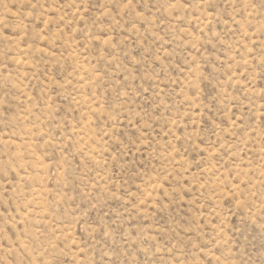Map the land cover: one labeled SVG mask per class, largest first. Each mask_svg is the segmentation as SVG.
Returning <instances> with one entry per match:
<instances>
[{"label":"rangeland","instance_id":"rangeland-1","mask_svg":"<svg viewBox=\"0 0 264 264\" xmlns=\"http://www.w3.org/2000/svg\"><path fill=\"white\" fill-rule=\"evenodd\" d=\"M0 264H264V0H0Z\"/></svg>","mask_w":264,"mask_h":264}]
</instances>
